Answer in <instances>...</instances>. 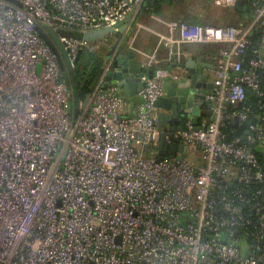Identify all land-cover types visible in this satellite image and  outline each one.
<instances>
[{
	"label": "built area",
	"instance_id": "1",
	"mask_svg": "<svg viewBox=\"0 0 264 264\" xmlns=\"http://www.w3.org/2000/svg\"><path fill=\"white\" fill-rule=\"evenodd\" d=\"M151 1L0 0V264H264V0H246L247 26L174 20L161 36L172 53L221 46L208 57L211 119L159 129L154 105L170 73L156 55L140 102L98 82L74 117L71 80L39 29L51 39L44 27L53 28L72 61L81 50L100 56L108 37L70 33L111 28ZM238 2L213 0L222 9ZM255 30L260 46L246 66ZM250 92L255 110L245 105ZM243 124L245 140L235 136Z\"/></svg>",
	"mask_w": 264,
	"mask_h": 264
},
{
	"label": "water",
	"instance_id": "2",
	"mask_svg": "<svg viewBox=\"0 0 264 264\" xmlns=\"http://www.w3.org/2000/svg\"><path fill=\"white\" fill-rule=\"evenodd\" d=\"M236 9L241 13H247L248 3L246 0H239ZM138 15L135 13L129 14L123 21L119 22L111 28H104L98 31L89 32L84 35L86 41H97L98 39L106 38L115 32L122 34L115 46H113L104 59L103 67L100 69L97 81L102 82L104 88H117L119 94L125 98L131 99L139 95V93L147 87V81L154 77L155 70H146V65L149 62L138 58L134 50L122 48L127 45L129 38L132 36L133 28L135 27ZM130 25V27H129ZM47 34L39 29L40 36L45 39L53 52L56 54L61 70L68 71L71 80V95L73 98L74 117L77 119L82 108L88 106L91 94L84 100L81 99L79 87L77 84L76 68L84 51L81 50L75 61L69 56L64 44L61 42L59 35L50 26L44 27ZM188 52V50H185ZM191 60L187 63L180 64L185 70L182 72L178 83L173 84L166 95L155 103L157 110L158 127L160 130L171 128V130L186 129L188 122L198 126L204 118H211L212 112L207 109V95L213 90L214 84L210 82L207 75L204 74L201 68H193L190 65ZM234 124L239 126V119H234ZM246 139V136L243 137ZM179 142V140H177ZM164 138H162L160 146V156L167 157L168 152L163 149ZM184 152V157H187L183 145L179 148ZM177 152V147L174 146L171 153L172 158ZM183 157L180 158L182 160Z\"/></svg>",
	"mask_w": 264,
	"mask_h": 264
},
{
	"label": "crops",
	"instance_id": "3",
	"mask_svg": "<svg viewBox=\"0 0 264 264\" xmlns=\"http://www.w3.org/2000/svg\"><path fill=\"white\" fill-rule=\"evenodd\" d=\"M182 2L177 5L165 4L163 13L159 15H153L148 13L139 14L137 23L133 28L132 36L129 38L127 45L122 48H128V50H134L138 58L146 61L147 56L156 55L157 63L156 66L161 69L168 70L170 76L166 80V90L178 83L181 78L182 72L185 70L180 67V64L187 63L190 59V65L195 68H201L205 75L210 79V82L214 84L215 81V69L216 62L209 59V56H216L220 49V45L216 44H192V45H181V54H178L176 49L177 45L174 46V52L172 53L170 48L161 44V36H169L168 22L170 21H185L192 24H197V21L205 20L201 13L191 14L186 10H175ZM217 7V6H216ZM219 8V7H218ZM206 21V20H205ZM130 27V25H129ZM122 34L115 32L108 36L109 45L103 49L101 55L107 54L109 50L115 46ZM188 50V52H185ZM100 55V56H101ZM133 103L140 102V97L136 96L131 98ZM211 119L204 118L203 120Z\"/></svg>",
	"mask_w": 264,
	"mask_h": 264
},
{
	"label": "trees",
	"instance_id": "4",
	"mask_svg": "<svg viewBox=\"0 0 264 264\" xmlns=\"http://www.w3.org/2000/svg\"><path fill=\"white\" fill-rule=\"evenodd\" d=\"M191 2L193 0H179V1H174V0H155L148 2L144 8L142 13H148V14H153V15H161L163 13L164 5L165 4H174L177 5L182 2ZM207 2V4L210 6L213 4V0H204ZM206 6V7H209ZM223 10H228L229 12V18L227 22L223 25L218 24L216 22H208L205 20H200L197 21L198 25H203V26H215V27H226V26H231V27H243L247 26L250 24V21L253 19V9L248 8L247 13H241L239 12L236 8L233 9H223ZM205 13V12H204ZM249 14V17H247ZM247 17V18H246ZM185 22V21H183ZM196 24V23H195ZM260 30H255L253 36L251 37V46L249 49V53L244 58V63L247 66L249 59L252 58L254 50L258 49L260 46ZM70 35L75 36V37H84L79 33L72 32ZM108 54V53H107ZM107 54H104L103 56H96L93 54H89L87 52H84L83 55L81 56L79 63L76 68V76H77V84L79 87L81 99L84 100L89 94L92 93L93 89L97 85V77L99 74L100 69L103 67L104 64V59L107 56ZM261 75V88L264 90V71L260 72ZM257 98L256 95L252 92L248 94V100L245 103V105H251L253 109H256L257 105ZM258 112V111H257ZM259 113V112H258ZM247 124H243L240 127H238L237 132L235 133V136H239L243 138L246 133L247 129ZM228 131L234 130V126L232 123L228 125L227 128ZM264 155L260 154L261 161L264 163Z\"/></svg>",
	"mask_w": 264,
	"mask_h": 264
},
{
	"label": "rangeland",
	"instance_id": "5",
	"mask_svg": "<svg viewBox=\"0 0 264 264\" xmlns=\"http://www.w3.org/2000/svg\"><path fill=\"white\" fill-rule=\"evenodd\" d=\"M206 6H209V5L204 0H193V1L185 3V4H180L178 6V8H176L175 10H186V11H188L191 14L201 13L202 16H204V18H206L205 20L208 21V22H211V23L216 22L218 24L223 25V24H225L227 22V20L229 18L228 10L225 11L222 8H218V7H216V5L214 3L211 4L209 7H206ZM247 17H249V14H248ZM63 76L70 83L69 72L68 71H64L63 72ZM70 91H71V88H70ZM70 106H71V110L73 111L74 108H73L72 95L70 97ZM199 154H200V152L190 153L189 154V159L197 160L199 158ZM244 243L250 244L248 238H244L242 240V242L240 243V246L243 247ZM250 252L251 251L248 250L245 253V255L250 254Z\"/></svg>",
	"mask_w": 264,
	"mask_h": 264
}]
</instances>
